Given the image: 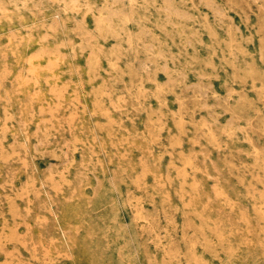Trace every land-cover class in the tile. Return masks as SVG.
<instances>
[{
	"label": "rangeland",
	"instance_id": "1",
	"mask_svg": "<svg viewBox=\"0 0 264 264\" xmlns=\"http://www.w3.org/2000/svg\"><path fill=\"white\" fill-rule=\"evenodd\" d=\"M0 264H264V0H0Z\"/></svg>",
	"mask_w": 264,
	"mask_h": 264
}]
</instances>
